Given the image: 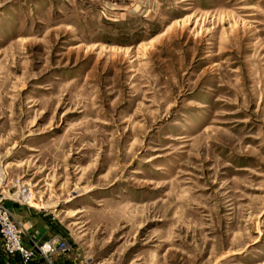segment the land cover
Instances as JSON below:
<instances>
[{"label": "rangeland", "instance_id": "rangeland-1", "mask_svg": "<svg viewBox=\"0 0 264 264\" xmlns=\"http://www.w3.org/2000/svg\"><path fill=\"white\" fill-rule=\"evenodd\" d=\"M0 197L72 264H264V0H0Z\"/></svg>", "mask_w": 264, "mask_h": 264}, {"label": "built area", "instance_id": "built-area-1", "mask_svg": "<svg viewBox=\"0 0 264 264\" xmlns=\"http://www.w3.org/2000/svg\"><path fill=\"white\" fill-rule=\"evenodd\" d=\"M0 197V241L3 254L18 264H54V257L67 254L69 246L54 234L42 242H24L25 232Z\"/></svg>", "mask_w": 264, "mask_h": 264}, {"label": "crops", "instance_id": "crops-1", "mask_svg": "<svg viewBox=\"0 0 264 264\" xmlns=\"http://www.w3.org/2000/svg\"><path fill=\"white\" fill-rule=\"evenodd\" d=\"M5 206L14 214L17 222L21 225L25 232L24 242L29 243L30 240L42 242L48 238L52 232H46L38 220L32 217L29 208L14 201H4ZM29 240V241H28ZM68 259V254H58L54 257V264H72ZM0 264H18L17 261L7 259L3 254L0 241Z\"/></svg>", "mask_w": 264, "mask_h": 264}, {"label": "bare ground", "instance_id": "bare-ground-1", "mask_svg": "<svg viewBox=\"0 0 264 264\" xmlns=\"http://www.w3.org/2000/svg\"><path fill=\"white\" fill-rule=\"evenodd\" d=\"M26 197H28V196H26ZM26 197H25V200H23V201H27V199H26ZM29 204V203H28ZM30 205V204H29ZM31 207H34L32 204L30 205ZM35 208V207H34Z\"/></svg>", "mask_w": 264, "mask_h": 264}]
</instances>
